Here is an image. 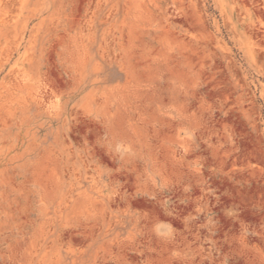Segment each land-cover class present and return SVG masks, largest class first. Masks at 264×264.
<instances>
[{
    "label": "rangeland",
    "instance_id": "374dc122",
    "mask_svg": "<svg viewBox=\"0 0 264 264\" xmlns=\"http://www.w3.org/2000/svg\"><path fill=\"white\" fill-rule=\"evenodd\" d=\"M0 264H264V0H0Z\"/></svg>",
    "mask_w": 264,
    "mask_h": 264
}]
</instances>
